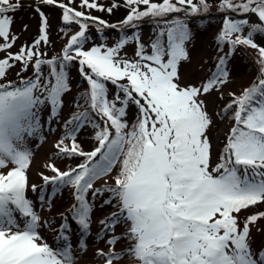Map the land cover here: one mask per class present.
<instances>
[{
    "label": "snow or ice",
    "instance_id": "6c2138e0",
    "mask_svg": "<svg viewBox=\"0 0 264 264\" xmlns=\"http://www.w3.org/2000/svg\"><path fill=\"white\" fill-rule=\"evenodd\" d=\"M124 2L129 9L122 21L124 26L136 27V22L146 17L156 21L159 31L151 42L150 54H145L138 36L134 38L138 44L135 60L119 56L131 39L127 36L115 47L84 50L88 21L100 26H106V22L59 4L63 21L79 25L61 57L43 59V54L35 51L48 40L47 19L41 12V35L33 46H22L18 53L0 59V80H6L7 71L16 63H20L22 71L29 66L33 69L27 79L0 83V264L75 262L64 234L69 230L66 217L62 216L65 222L59 230V238L66 242L63 248L54 250L38 242L42 239L39 229L45 222L26 198L27 170L33 152L25 144L26 137L41 133L42 107L50 105L51 120L58 117L62 96L70 90L66 69L74 61L88 85L80 98L89 110L65 122L67 131L55 147L57 158L79 156L84 161L67 171L55 164L44 165L53 175L40 173L43 185L39 201L45 202V187L49 184L53 195L70 186L76 201L69 209L71 219L82 233H87L92 211L89 192L93 198L111 193V199L104 203L115 200L118 211L100 223L114 233L116 225L123 222L127 230L121 237L113 235L107 241L108 253L97 251L105 264H113L124 255L136 264H264V250L255 255L248 243L250 224L264 218V213L247 217L242 228L238 220L242 210L264 203V47L254 40L257 33L264 35V0H221L218 5L219 11L240 17L225 16L218 43H226L233 50L237 46L256 50L259 76L240 96L232 93L230 103L223 109L227 112L235 107V123L215 167L211 165V143L206 134L212 120L200 97L227 82L228 73L223 67L226 57L219 59L217 71L200 86L182 87L178 74L179 64L189 59L185 45L191 33L186 18L207 12V0ZM56 3L57 0H38V4ZM140 5L145 6L144 10ZM20 6V0H0V38L5 42L0 43V51L10 49L17 39L10 38L12 20L7 13ZM81 6L112 11L90 0H82ZM180 12L184 19L167 18ZM250 14H255L260 23L250 24ZM107 82L117 89L111 100ZM130 104L137 107V117L131 130L125 131L129 127L125 118ZM86 124L96 130L97 146L91 152H84L76 142L75 133ZM40 139L45 137L40 135ZM65 140H70V145ZM118 163L120 170L114 177V186L106 181L103 188H94V183L107 177ZM9 165L12 167L5 174L3 169ZM31 190L36 192L37 185H31ZM121 238L130 243L124 252L116 253L114 246ZM80 248L86 249L83 240Z\"/></svg>",
    "mask_w": 264,
    "mask_h": 264
},
{
    "label": "rangeland",
    "instance_id": "374dc122",
    "mask_svg": "<svg viewBox=\"0 0 264 264\" xmlns=\"http://www.w3.org/2000/svg\"><path fill=\"white\" fill-rule=\"evenodd\" d=\"M90 2L97 3L104 9L112 8V11L109 13L106 10L101 11L98 8L89 9L87 7H82V0H57V3L54 5L38 4V0H20L21 6L14 12L7 13L12 20L9 33L10 38L15 36L17 39H15L13 46L10 49L0 51V59L5 58L9 53H18L22 46L26 48L33 46V42L41 35V12L47 19L46 33L48 40L47 42L42 41L40 45L35 48V51L42 53L43 57L54 55V53L62 54V49L67 45L70 37L79 31V25L74 23L70 29L68 28L69 30H62V32L59 31L58 23L63 17V9L59 7V4H64L75 11H82L86 15L97 17L104 20L106 24H113L118 28L119 32L122 33V36L127 34L124 32V25L122 24V21H124L129 14V9L125 6L124 0H90ZM151 2L161 3L162 0H151ZM198 2L199 0H193V3ZM207 3L209 5L207 12H201L198 15H190L188 17L206 14L218 15L222 12L218 10V5L221 3V0H207ZM113 4H117L119 6L113 7ZM139 7L140 10H144L145 8L144 5H140ZM37 8H39V11H37ZM222 13L236 16L235 13ZM177 16L185 17L184 13L180 12L170 14L167 18L171 19ZM249 16L253 19L257 18L255 14H250ZM148 22L156 21L150 17H146L136 22L137 24H140L141 27V32L139 33L140 39H142L145 32L147 33L145 30L146 26H144V24ZM88 25L87 30L92 28L90 24ZM124 27L128 28L126 26ZM207 30L208 31L204 34L203 38L190 39L186 42L185 47L188 52L189 59L187 61H182L178 66L179 83L182 87L189 85L200 86L202 82L206 81L210 77L207 76L211 65L210 60L216 51H209L211 44L207 42V38L209 37V33L213 32L215 28L211 29L209 27ZM106 36L101 37L103 40L98 42L90 41L84 43V50H89L94 46H103L104 48L115 47L119 40L117 41L113 38H106ZM134 38H131L133 40L129 39V43L120 50L119 56L121 58L129 60L137 59L135 53L137 51L138 44ZM0 43H5L2 38H0ZM260 44L264 45V39L260 41ZM236 48H240L248 52L249 58L251 59V62L249 61V70L242 73H233L231 71L228 73L227 82L223 84L219 90H214L210 94L200 97V99L204 101L206 111L212 120V123L206 133L211 143L212 167H215V165L219 162L220 155L226 144L227 136L232 124L234 123V120L232 119L233 116L231 115L234 113L235 107L227 112L223 111L224 106L228 105V100H230V98L226 97V95L229 96L231 89L234 90L236 88H240L252 79H250L249 75V72H251L250 70H252V73L259 70L256 50L245 46H237ZM18 73H20V75H18ZM77 73L78 71L75 69L73 76L77 77ZM27 75H33L32 67L29 66L27 71H22L20 63H16L14 67H11L7 71L6 80H0V83L15 81L18 77L22 78ZM66 114V105L63 104L58 117L51 120L50 105H45L40 109L42 122L41 133L33 137H26L25 144L33 152L31 164L27 170L29 187L26 190V198L33 202L34 210L40 215L41 221L45 222L44 226L39 229L40 236L42 237V239L38 241L39 243H47L54 250H59L64 247L66 242L59 238L60 227L65 222L62 218L63 216L67 218L68 224L71 222L74 224V226H71V230L69 229L66 233H64L68 236L67 243L71 244L72 253L75 257L74 264H105L104 259L96 255L97 251L102 250L104 253H108L110 251V246L107 241L113 235L121 237L127 229L124 223H119L116 225L115 232L113 233L111 230L106 229L104 225H101L100 221L112 214V212L106 210L108 205L103 202L105 198L103 195L93 198L91 192L88 194L87 198L89 203L92 204V211L90 213V229L87 233H82L80 226L71 219L69 209L76 203L73 195L74 190L71 187H66L63 192L58 191L55 195H53V186L49 184L45 187V202L41 203L38 199L40 195L39 188L43 185L40 173L51 176V170L46 168L44 165L55 164V166L61 171L64 170L63 167L69 166H63L61 164L60 161L63 157L57 158L58 149L55 147V145L61 140L57 138L59 130L62 129L61 117ZM131 126L132 124L129 127ZM40 135H43L45 139L41 140ZM70 143V140H65V144L70 145ZM11 167L12 166L9 165V167L3 169V172L6 174ZM114 177L115 176L112 171L107 177L98 179L94 183V188L99 185H105L106 181L107 184H110L114 181ZM33 184L37 185L38 190L36 192L31 190V185ZM63 188L64 187L60 190ZM62 196H65V202L62 200ZM258 213H264V203H258L246 210H242L238 214V220L240 221L241 228L243 227V222L247 217ZM17 217L19 218L18 213ZM56 222L63 223L55 227L54 223ZM249 227L250 233L248 243L252 253L258 255L260 251L264 250V218L258 219L255 223L250 224ZM81 240L85 242L86 249L81 250ZM129 243V240L126 238L119 239L114 246L115 252H124ZM113 264H136V262L129 259L127 255H124L122 259L114 260Z\"/></svg>",
    "mask_w": 264,
    "mask_h": 264
},
{
    "label": "trees",
    "instance_id": "16d2710c",
    "mask_svg": "<svg viewBox=\"0 0 264 264\" xmlns=\"http://www.w3.org/2000/svg\"><path fill=\"white\" fill-rule=\"evenodd\" d=\"M226 15H229V14H224V13L220 12L218 15L206 14V15L187 17L186 18V23H187L188 28H189L190 33H191L190 39L203 38L204 34L208 31L207 28H209V27L211 29L215 28V30L213 32L209 33V37L207 38V42L211 44L209 51H212V50L216 51L210 60L211 65L209 64L210 68L208 70L207 76H210V77L212 76V74L214 72L217 71V64H218V61L221 57H226L225 65L223 67L227 71V73H230L231 71L233 73H238V72L242 73L244 71L249 70V64H250L249 61L251 62V59L249 58L248 52H246L240 48H235L233 50L226 43L222 44V45L218 43L217 37H218V34L222 31L223 21H224V18ZM230 16L233 19L240 18L239 16H237V14H236V16H233V15H230ZM177 17H180L181 19L185 18L183 16H177ZM247 19H248L250 24L260 23L257 18L253 19L249 15H248ZM73 24L74 23L66 24L62 18L58 23V29L60 32H62V30L66 31V30H69ZM88 24H90L92 26V28H90L89 30L86 31L87 39H86L85 43L90 42V41L91 42L101 41V40H103V39H101V37L106 36V35H107L106 38H113L117 41L121 39L120 37H125V36H127L129 38H134L136 36L139 37V33L141 32L140 24H137L136 27H128V28H125L123 26L124 32L127 33L124 36H122V33L119 32L117 27H109L113 24H106V26H100L96 22H93V21H88ZM144 26H146L145 30L147 31V33L145 32L143 34L142 39H140V37H139V43L144 46L145 54H150L151 53V47H150L151 42L156 39V34L159 31V28H158L156 22H148V23H145ZM247 32H248V29L245 28L244 34L246 35ZM262 39H264V35H262V34L257 33L254 36L255 42L261 47L264 46V45L260 44V41ZM131 40H133V39H131ZM165 41H166V37H165ZM136 43H137V41H136ZM61 56H62V54H60V53H57V54L54 53V55H50V56L42 57V58L43 59H52V58H59ZM75 69L78 71L77 77L73 76ZM43 70H44L45 75H47V72H48L47 67H45ZM66 71L68 72V84H69L70 90L62 96V102H63V104L66 105L67 114L61 117L62 129L59 130L58 136H57V138H59V139H63L65 136V132L67 131V129L64 126L66 121L71 119L72 116L78 112H83L85 110H89L88 106L85 104V101L80 98L85 93V91L88 89V85H87L86 81L82 78V76L79 72L78 62H76V61L72 62L68 66ZM250 71L251 72H249V71L248 72L250 75V79L251 78L252 79L246 85H243L240 88H236L234 90L231 89L230 94L235 93L236 96H240L241 93L246 88H249L257 80V77L259 76V70H257L254 73H252V70H250ZM30 75H27V76L22 77V78L18 77L17 80L10 81V82L15 83V82L20 81L21 79H27L28 77H30ZM107 87L109 90L108 91V98L111 100L114 97V94L116 93L117 89L110 82H107ZM230 94H229V96L226 95V97L230 98V100H228L229 103L232 99ZM224 108H225V106H224ZM231 116H233V114ZM136 117H137V107L134 104H130L128 109H127V115L125 118L129 126L131 124H133V122H135ZM93 118L96 119L97 122H99L98 118L95 117V114H93ZM234 123H235V121H234ZM234 123L232 124V127H233ZM129 130H131V127H129L128 129H125V131H129ZM95 131L96 130L91 126V124H86V125L82 126L75 133L76 142L79 144L80 148L84 152H91L97 146V142L94 139ZM121 159H122V157H121ZM83 161H84L83 157H79V156L66 157L65 156L61 159L60 162L63 166H67V165H69V166L63 167L64 170H62V171L68 170L69 168H75L77 165H79ZM119 170H120V165L118 163L113 169V175L116 176L117 173L119 172ZM51 174L53 175V173H51ZM108 185L114 186V181H112ZM104 186L105 185H99L95 188H103ZM64 189L59 190V191L63 192ZM103 196L106 197L105 198L106 200L111 199V193H109V192H105L103 194ZM62 200L64 202L66 201L65 196H62ZM115 204H116V201L112 200V202L110 204H107L108 207L106 208V210H112L114 212H117L118 209L115 207ZM121 224H123V222H121Z\"/></svg>",
    "mask_w": 264,
    "mask_h": 264
}]
</instances>
